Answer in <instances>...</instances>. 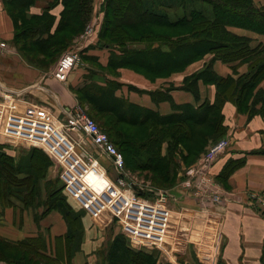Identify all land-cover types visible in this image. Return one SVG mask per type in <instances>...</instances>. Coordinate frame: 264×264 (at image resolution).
Listing matches in <instances>:
<instances>
[{
	"label": "crops",
	"instance_id": "1",
	"mask_svg": "<svg viewBox=\"0 0 264 264\" xmlns=\"http://www.w3.org/2000/svg\"><path fill=\"white\" fill-rule=\"evenodd\" d=\"M23 1L27 0H0V39L14 50L7 55H0V89L19 97V104L15 106L18 111L42 107L67 122L65 112L71 114L79 109L88 111L86 105L79 104L78 90L89 85L105 88L113 84L114 98L159 116H168L180 112L186 105L196 108L205 100L213 103L215 85L202 79L191 83V77L201 72L207 64L211 63L215 75L222 78H235L246 72L245 65L237 67V62L213 60V54H206L190 62L184 69L162 77L147 76L125 67L108 68L110 55L113 52L119 55L121 52L116 46L100 47L99 32L95 30L94 35L85 42L80 34L72 38L66 50L84 43L80 52L81 63L69 72L65 82H59L50 75L57 61L53 66L46 67L41 65L39 58L36 59L38 63L27 60L15 44L16 28L22 24L19 18L16 20V16L21 13L20 2ZM64 1L29 0L25 9L27 18H39L47 14L53 19V26L42 33L40 40L47 39L59 30L56 26L66 10ZM96 1L91 0L89 16L96 14ZM70 2L73 4L75 0ZM252 2L257 8L264 7V0ZM227 31L248 39L251 48L264 44V35L248 29L227 27ZM36 36L39 34L34 38ZM188 79L191 81L190 87ZM258 88L264 90V80ZM221 114L229 147L218 158L211 174L224 197L220 202H202L193 199L177 185L169 189L173 202L168 224V255L170 259L177 256L184 259L193 257L198 264H262L264 214H259L256 206L261 199L264 200V115H245L237 111L231 102L223 105ZM95 155L99 166L105 163L111 168L110 160L105 155L96 150ZM237 161L241 162L239 166L225 173L227 165ZM110 172V176L107 174L108 180L114 177L113 170ZM132 184L137 189L136 184ZM250 196L255 199H249ZM68 203L74 212H84L81 213V243L72 256L71 264L89 263L96 257L97 251L103 252L102 258L114 238L123 235L119 231L114 232L106 249H101L105 241L102 232L109 226L108 223L94 218L73 202ZM67 232L68 226L63 215L55 209L24 208L14 204L0 217V237L16 243L41 235L47 240L48 253L52 257L55 238H63Z\"/></svg>",
	"mask_w": 264,
	"mask_h": 264
},
{
	"label": "trees",
	"instance_id": "2",
	"mask_svg": "<svg viewBox=\"0 0 264 264\" xmlns=\"http://www.w3.org/2000/svg\"><path fill=\"white\" fill-rule=\"evenodd\" d=\"M64 2L66 10L56 26L59 30L45 40H40L41 35L53 26V19L47 14L27 18L25 9L29 0L20 2L21 13L16 20L19 18L22 24L16 28L14 41L27 60L30 59L25 54H29L31 59L39 58L43 66H50L66 50L72 38L83 30L89 17L91 0H75L73 4H70V0ZM166 9L182 11L170 18ZM103 13L104 20L98 34L99 46L111 48L112 44H117L121 52L110 55L108 68L125 67L147 76L161 77L165 72L170 74L184 69L190 62L206 54H213V60L223 63L238 61L237 67L247 64V73L237 79L219 77L213 72L212 64H207L201 72L191 77L192 82L188 79L187 84L190 87L191 83L202 79L215 85L213 103L204 102L196 108L186 105L180 112L168 116H159L114 98L113 84L105 88L89 85L78 90L79 104L88 107L89 116L100 122L121 152L131 157L132 169L149 170L159 175L160 180L168 178L170 181L180 164L170 160L168 150V157L162 155L161 145L166 142L169 150L185 148L190 157L189 154L199 150L201 142L222 138L226 131L221 114L223 105L231 102L240 111L249 91L258 88L264 80V44L251 48L248 39L227 31V27H238L264 35V7H255L252 0H104ZM36 34L39 36L34 38ZM132 44L142 46L127 47ZM211 76L213 82L209 80ZM257 103L261 106L258 113L264 115V91L260 88L252 100V105ZM138 128L145 131L142 140L135 135ZM240 163H230L225 173ZM6 166L10 171L7 178L11 185L20 183L13 167L10 164ZM4 185L1 190L6 189ZM23 191L24 188L17 187L14 191L5 192L7 207L16 204L11 198L22 204L25 200L16 194ZM50 195L52 203L46 205L47 210L55 209L63 215L68 226L67 234L63 238H55L53 257L44 253V237L41 235L21 242H7L6 250L12 253L4 260L9 264H71L72 256L81 243H77V240L82 238V214L74 212L68 202L63 204L55 192ZM102 258L101 264H151L149 255L130 250L121 235L109 244ZM262 259L264 264V256ZM192 264L198 263L192 260Z\"/></svg>",
	"mask_w": 264,
	"mask_h": 264
},
{
	"label": "built area",
	"instance_id": "3",
	"mask_svg": "<svg viewBox=\"0 0 264 264\" xmlns=\"http://www.w3.org/2000/svg\"><path fill=\"white\" fill-rule=\"evenodd\" d=\"M98 20L97 18L96 22ZM94 32V28L88 29L87 40ZM83 44L71 47L60 55L50 71L52 78L59 82L66 81L69 72L80 63ZM13 51L6 41L0 39V55ZM17 104L19 97L0 89L2 139L24 148L32 146L42 149L58 173L64 194L94 218L101 219L104 223L117 222L121 234L132 248H162L171 212L169 191H156L152 199L137 194L125 172L123 155L82 110L71 114L65 112L68 120L63 122L48 109L35 107L32 111H18L15 109ZM77 132L96 151L110 160L114 173L111 180H108L107 172L98 165L91 153L84 149L75 153V149L81 147L80 142L72 137ZM228 147L229 140L226 137L210 145L187 170L185 179L178 185L180 189L197 201L220 202L224 196L211 174V169ZM253 198L255 199L254 196L249 197ZM259 202L256 206L257 212L263 215L264 200ZM172 259L175 263L176 257ZM184 262L188 264L185 259Z\"/></svg>",
	"mask_w": 264,
	"mask_h": 264
},
{
	"label": "rangeland",
	"instance_id": "4",
	"mask_svg": "<svg viewBox=\"0 0 264 264\" xmlns=\"http://www.w3.org/2000/svg\"><path fill=\"white\" fill-rule=\"evenodd\" d=\"M103 2H104V0H97L96 1L97 4H96L95 16H89L85 20L86 22L83 26V30L80 33V35H83V39L81 37L82 41L85 42L87 40L86 32L88 31V29L94 28V30H97V32H99L98 30H100V28L103 24V20H104ZM181 11H182L181 9H173V10L166 9L167 16L170 18L171 17L174 18L177 14H180ZM97 18L99 20L96 22ZM95 22H96V25H95ZM94 25H95V27H94ZM196 38H198V37H196ZM116 45L117 44H112V47H114ZM139 46H142V45L141 44H132L130 46L127 45V47L141 48ZM116 47H118V46H116ZM25 56L27 58H29L30 60H33L34 62L38 63L36 61L35 57L31 59L29 57V54H25ZM58 58H56L53 63H55L58 60ZM80 63H81V56H80ZM51 65L53 66V64H51ZM244 65L246 66V72L242 75H245L247 73V69H248L247 64H244ZM244 69H245V67H244ZM244 69L242 71H244ZM242 71H240V72H242ZM167 73L168 72H165L162 75H166ZM162 75H161V77H162ZM238 77L239 76L235 77L234 79H237ZM209 80H211V82L214 81L212 79V76H211V79L209 78ZM257 89L258 88L256 87L253 91L252 90L249 91V94L245 98L239 112L244 113L245 115H248V116L256 114V111L258 113V111L261 109L260 103L252 105V100H253L256 92H257ZM82 111L87 117L92 119L98 125L101 132L106 134V131L103 129V126L100 125V122L96 121L93 117L89 116L87 110H85V111L82 110ZM135 131H137L135 135L138 137V139L142 140L143 136H144V132H145L144 129L138 128V130L136 129ZM225 134H226V131H225ZM225 134L222 137L223 139L225 138ZM72 137L74 140L81 142V143H79L81 145V147L80 148L78 147L75 149L76 154L78 153V151H81V149H84L85 151L91 153L93 156H96L94 148L89 144L87 139L81 133H79V132L74 133V134H72ZM222 138H220L216 141L205 140L204 142H201L199 144V150H197V152H195V153L189 154L190 157L187 156L185 148L177 147V148H175V150L172 148H170V150H169L168 144L166 142H164L161 145V147H162L161 154L166 156L167 150H168V154H171L170 160H172L174 163L178 162L180 164V167H178L179 169L177 168L178 173L176 170L175 177L171 178L170 181L168 180V178L160 180L158 177L159 175H157L156 173H153L152 171H149V170H142L139 168L132 169L131 168L132 163L129 159L130 156L128 157L126 152H121L114 145V143L112 142V140L114 139L113 137L109 138V140H110V142H112V144L115 146V148L123 155L124 160H125V172L127 173L128 177L131 179L132 183L136 184V186H137L136 187L137 188L136 193L139 194L140 196H142L143 198L152 199L155 197L154 192H156V191H169L167 189H173L175 185H177V186L180 185L181 181L185 179V174H186L187 170L196 163L198 158L205 152V150L210 145L218 142L219 140H222ZM164 140L167 141L166 139H164ZM202 151H203V153H202ZM28 152L29 153L31 152V153L29 154ZM128 152L130 154V151H128ZM45 155L46 154L44 153V151L42 149L32 147V146L24 148V147L17 145L14 142H10V141L6 142L4 139H2V136H0V217L3 215L4 211L8 208L6 205V203H7L6 197L3 194L5 192H9L11 190L14 191V190H16L17 187L25 189V191L21 192L20 194H16V196L18 195V196L22 197L25 201L22 202V204H20V202H18L17 199H14V198H11V199H13V202H15L16 204H19L21 207H24V208L29 206V207H33V208L39 207L41 210H45L47 208L46 205L50 206L52 203L50 200L51 195L49 196V194L51 192H55L56 194H58L60 196V198L63 200V204H66L67 202H73L76 206H78L75 203V201L71 200L69 197H67L63 194L64 188H63L62 182L60 181V179L58 177V173H57L56 169L55 170L53 169V164H52L51 160L48 159L49 157L47 156L48 158H46ZM198 155H200V156L198 157ZM168 156L169 155H167V157ZM7 164H10L11 167H13L15 177L17 178L18 181L21 180L20 183L17 182V183H13L11 185V183L9 182L10 180L7 178V174H8V172H10L7 169V166H6ZM100 164H101V167H103V169H106L107 174L110 176L111 175L110 171H112V168L107 167V165L105 163H100ZM3 185L6 187V189L8 188V191H6L5 188L1 190V187ZM178 188L180 189L179 186H178ZM6 194H8V193H6ZM172 202H173V197H170V199H169V208L170 209L172 208V206H171ZM78 208H79V206H78ZM81 213L83 214V212H81ZM108 225L109 226L104 228V231L102 232V236L105 240L102 244V247H101V249H103V250L106 249L108 243L111 240L112 234L114 232L117 233V231H119V233H121L120 227L117 224V222H116V224L113 222H108ZM167 236H168V232H167V235L165 236L162 248L155 249V250H150V249H146V248L134 249L130 246L129 242L127 244H128V247L130 250L135 251V252H138V251L143 252L144 254L149 255L150 259H151L150 260L151 264H180V263L184 264V258L183 257H176L177 260L175 259V263H174V259H170L171 257H169V255H168V250H170V249L167 246L168 245ZM7 242L13 243L9 240H6V239L0 237V251H3V252H0V264H9L7 261L4 260L5 257L9 256V254L12 253L11 251L6 250L7 249ZM80 242H81V239L77 240V243H80ZM43 246L45 249L44 253L49 255V253H48L49 250L47 249V240L45 239V237H44ZM44 249H43V251H44ZM102 253H103L102 251H97L96 257L93 258L92 260L88 261L89 263H87V261H85V263L86 264H101V262L103 263V261H102L103 258H100ZM185 260L187 261L188 264H192V260L197 261V259H194L193 257H189V256L186 257Z\"/></svg>",
	"mask_w": 264,
	"mask_h": 264
},
{
	"label": "bare ground",
	"instance_id": "5",
	"mask_svg": "<svg viewBox=\"0 0 264 264\" xmlns=\"http://www.w3.org/2000/svg\"><path fill=\"white\" fill-rule=\"evenodd\" d=\"M44 70H45V69H43V71H44ZM32 90H33V89H32ZM27 95H28V94H27ZM205 101H206V100H205ZM223 134H225V133H223ZM222 139H223V138H222ZM37 150H38V149H37ZM40 151H41V150H40ZM41 152H42V151H41ZM28 153H29V152H28ZM30 153H31V152H30ZM30 153H29V154H30ZM202 153H203V152H202ZM42 154H43V153H42ZM27 155H28V154H27ZM27 155H26V156H27ZM28 156H29V155H28ZM28 156H27V157H28ZM46 158H47V157H46ZM24 159H25V158H24ZM142 175H143V174H142ZM150 184H151V183H150ZM53 188H54V187H53ZM51 190H52V189H51ZM72 212H73V211H72ZM82 212H83V211H82ZM76 213H77V212H76ZM83 213H84V212H83ZM78 214H79V213H78ZM77 216H78V215H77ZM81 227H82V226H81ZM17 242H18V241H17ZM184 263H185V262H184Z\"/></svg>",
	"mask_w": 264,
	"mask_h": 264
}]
</instances>
